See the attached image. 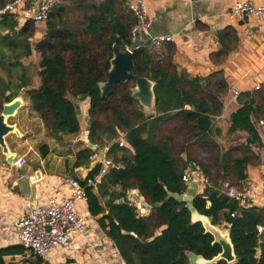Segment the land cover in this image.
Returning <instances> with one entry per match:
<instances>
[{"label": "trees", "instance_id": "1", "mask_svg": "<svg viewBox=\"0 0 264 264\" xmlns=\"http://www.w3.org/2000/svg\"><path fill=\"white\" fill-rule=\"evenodd\" d=\"M11 1L0 0V8ZM2 18V30L18 26L12 16ZM134 22L127 0L56 3L47 14L42 38L33 46L40 56V85L28 91L32 109L48 135L59 142L62 134H80L76 108L69 98L89 99L87 141L111 144L107 155L115 167L103 172V166L96 164L84 179H75L85 191L89 215L97 217L123 264H190L188 253L211 259L221 251L200 223H191L185 204L168 197L185 192L181 178L191 173V165L204 181L193 206L200 214L212 216L213 225H228L235 264H264V237L257 233V227L264 226V207H242L227 196L229 187L245 190L248 168L262 162L255 148L263 147L256 124H264V86L237 97L239 106L229 117L227 132H243L247 137L228 149L217 143L221 131L214 125L228 90L222 72L189 77L174 63L171 44L150 52L145 43L132 54L134 74L154 82V114H144L131 97L132 80L115 84L101 99L98 83L107 78L112 45L120 50L131 47ZM35 32L32 21L24 23L10 41L13 52L18 50L19 57L29 55L27 39ZM217 40L219 49L210 59L222 63L237 46L234 30L225 27ZM119 138L127 147H119ZM195 147L209 151V163L198 159ZM38 150L42 157L48 153L46 144ZM93 156L89 147L78 150L73 167L87 165ZM130 190H136L149 207L147 215H137L129 205ZM23 253L20 245L1 248L0 264L4 256ZM35 259L33 264L44 262Z\"/></svg>", "mask_w": 264, "mask_h": 264}, {"label": "crops", "instance_id": "2", "mask_svg": "<svg viewBox=\"0 0 264 264\" xmlns=\"http://www.w3.org/2000/svg\"><path fill=\"white\" fill-rule=\"evenodd\" d=\"M35 4L43 0H34ZM130 1V0H127ZM147 13L152 21L151 33L155 35H171L174 38L173 61L178 70L189 77L205 78L214 72L221 71L228 85V92L237 90L240 93L253 91L256 84L264 85V21L248 17H231L228 12L235 1L249 2L255 6L264 5V0H144ZM230 26L235 33L237 46L222 63H214L210 54L219 49L217 33ZM41 32L45 27H41ZM42 35V34H41ZM145 44V43H144ZM143 45V44H142ZM164 48V46H163ZM162 48V49H163ZM160 50V49H159ZM34 88H38L34 86ZM74 104L80 124V134L65 137L61 141L49 138L39 114L33 111L28 99L14 119L21 137L9 135L6 143L10 151L17 157H23L26 165L21 169L8 166L0 150V249L18 245L14 236V223L29 207L43 203L51 195L69 193L68 178L84 179L96 165L109 160V146L95 145L94 156L87 165L73 167L75 153L88 147L85 117L88 115L89 100L87 98H69ZM239 105L233 93L224 101L222 114L216 118L228 120ZM80 116L84 117L82 122ZM89 119V118H88ZM259 126L264 130V124ZM46 133V134H44ZM261 137V136H260ZM45 138L48 153L42 157L38 141ZM51 141V145L48 142ZM264 151V138L261 137ZM70 144V145H69ZM82 144V145H81ZM42 145V144H41ZM260 165L249 167L245 181L247 195L251 206L264 207V158ZM42 173V180L33 187L30 199H24L13 182L21 175L31 176L35 172ZM191 174V173H190ZM191 177V175H190ZM137 201L142 214L148 213L149 207L144 203L136 190L128 191V198ZM209 204V203H207ZM81 213L90 218L91 227L82 238L76 240L73 252L64 260L63 254L57 252L45 258L43 264H123L115 245L103 233L87 211V205L80 204ZM222 231L228 225H219ZM264 237V233L262 235ZM259 255V251L257 256ZM4 264H30L20 255L4 256Z\"/></svg>", "mask_w": 264, "mask_h": 264}, {"label": "built area", "instance_id": "3", "mask_svg": "<svg viewBox=\"0 0 264 264\" xmlns=\"http://www.w3.org/2000/svg\"><path fill=\"white\" fill-rule=\"evenodd\" d=\"M60 0H43L35 4L34 0H13L0 8V18L10 15L18 22L19 27L27 21L45 23L49 10ZM127 8L134 18V24L130 31L132 41L137 38H147L149 51L159 50L164 44L174 41L171 35H155L151 33L152 21L147 13V6L144 0L127 1ZM231 17H248L264 21V5L255 6L249 2L235 1L229 12ZM264 43V37H263ZM261 86L256 84L253 91L260 90ZM234 98L241 93L232 91ZM260 124H263L260 122ZM119 147H127L123 139H118ZM95 144H93V148ZM26 165L23 157H17L12 164L16 169ZM102 165V164H101ZM103 172L115 165L110 160H104ZM189 173L182 176L186 185L190 181ZM67 184L70 187L69 193L51 195L43 203H37L29 207L28 212L21 214L14 223V236L24 253L21 258L28 260L29 257L45 259L48 256L60 252L64 260L68 259L73 252L76 240L82 238L91 227L90 218L81 213L80 204H86L87 199L84 189L74 178H68ZM203 188V187H202ZM201 190V189H200ZM227 196L234 199L242 207L251 206L252 201L245 190L238 191L234 187L227 189ZM127 199L129 205L134 208L135 213L142 214L137 201L130 197ZM234 217V214H231ZM257 233H264V226L257 227ZM118 252V251H117ZM119 254V253H118Z\"/></svg>", "mask_w": 264, "mask_h": 264}, {"label": "water", "instance_id": "4", "mask_svg": "<svg viewBox=\"0 0 264 264\" xmlns=\"http://www.w3.org/2000/svg\"><path fill=\"white\" fill-rule=\"evenodd\" d=\"M39 24L45 23H35L34 25L38 26ZM146 42L147 38L145 37L137 38L133 41L131 47L126 48L125 50H120L116 44H113L107 78L104 82L98 83V88L100 91V98L104 99L110 94L115 84L126 83L132 80L134 86L130 88L131 97L142 107V111L145 114L152 115L155 113L154 82L145 77H137L134 74V62L132 56L133 50L140 48L142 44ZM23 106V100L21 98H16L12 102L3 105L0 113V150L2 156L5 158V163L8 166H12L14 159L16 158V153L10 151L6 143V137L10 134L21 137V133L16 125H9L7 123L6 117L14 116ZM87 146L90 149L93 148V144L91 143H88ZM190 172L191 178L186 184L185 192L183 194L169 193L168 197L173 198L179 203L185 204V207L190 212L191 223H200L203 227L204 233H208L212 236V244L218 245L221 251L211 259H205L202 256L188 253L189 262L190 264H216L222 260L227 264H235L236 255L230 239L229 229L222 231L218 226L212 224V216L200 214L193 206L195 197L201 192L200 177L195 165H191ZM41 180L42 173L39 171L31 176L21 175L13 182L12 188L17 187L20 195L28 200L33 195V187ZM122 202L123 199H120L119 203Z\"/></svg>", "mask_w": 264, "mask_h": 264}, {"label": "flooded vegetation", "instance_id": "5", "mask_svg": "<svg viewBox=\"0 0 264 264\" xmlns=\"http://www.w3.org/2000/svg\"><path fill=\"white\" fill-rule=\"evenodd\" d=\"M1 19L3 18L1 17L0 20ZM20 29L21 27H19V25L12 30H2L0 28V113L3 105L12 102L16 98H21L25 106L24 99L26 98L29 100L28 91L36 89L34 86H31L32 81L30 75L20 63L21 59L29 58L32 52H34V44L31 43V40L36 35V32L32 37L27 39L29 47L32 50L31 53L27 56L19 57L17 55L18 50L17 52H13L10 48V41L15 39ZM1 71L6 73L5 77L1 74ZM17 113L12 117H6V121L9 125H16L14 124V119L17 116Z\"/></svg>", "mask_w": 264, "mask_h": 264}, {"label": "rangeland", "instance_id": "6", "mask_svg": "<svg viewBox=\"0 0 264 264\" xmlns=\"http://www.w3.org/2000/svg\"><path fill=\"white\" fill-rule=\"evenodd\" d=\"M44 26L45 27V24H39L38 26L35 25V28H36V35L34 36V38L31 40V43L34 44V42H37L38 40H40L42 38V35H43V31L41 32V27ZM43 28V27H42ZM42 34V35H41ZM39 62H40V56L39 54L35 53V52H32L31 56L29 58H23L21 59L20 63L24 66L25 70L29 73L30 75V79L32 81V84L31 86H37L39 87L40 85V80H39V76H38V71H39ZM1 74L5 77L6 76V73H4V71H1ZM133 85L130 86L133 87ZM264 85L262 84L261 85V88L263 87ZM232 93L230 92H226V94L224 95L222 101H227V99H229L231 97ZM238 105V103H237ZM139 106V104H138ZM142 109L141 106H139ZM34 111V110H33ZM145 114V113H144ZM148 115V114H146ZM80 119L81 121L83 122L84 121V117L83 116H80ZM86 121V122H85ZM85 130H87L88 126H89V119H88V115L87 117H85ZM214 125L216 128H219L220 131H221V134L219 135V137L216 138V141L217 143L224 149H228L229 147H232V146H236L240 143H243L245 141V138L247 137L245 133L243 132H237L235 134H229L227 132L228 128H229V116H228V120L226 119H222V118H214ZM256 127L258 129V132L260 134L261 137L264 138V130L259 126V124H256ZM46 133V129L44 130ZM44 133V134H46ZM48 135V133H47ZM65 135V137H68V136H72V135H67V134H63ZM49 138H51V136L48 135L47 137V140H49ZM43 142H45V138H43L41 141L39 140L38 141V145L37 146H40L41 144H44ZM55 142L57 143L58 141L55 140ZM49 145H51V141L48 142ZM70 145V144H69ZM82 145V144H81ZM263 147L261 148H258L256 149L255 148V152L257 154H259L260 158H264V151L262 150ZM38 149V148H37ZM49 149V148H48ZM206 149H201L199 147H195L194 148V151L195 153L197 154L198 156V159L202 162H205V163H209L210 162V156H209V151H205ZM110 161L112 160L111 158H108ZM191 167V166H190ZM188 172V171H187ZM199 174V173H198ZM200 177V175H199ZM203 184H204V181L203 179L200 177V189L202 190V187H203ZM225 186H227V183L225 184ZM244 189H246V184L244 186ZM247 190V189H246ZM221 225H224V224H221ZM220 225V226H221ZM219 227V226H218ZM28 260L33 264V262L36 260L35 258L33 257H29ZM30 263V264H31Z\"/></svg>", "mask_w": 264, "mask_h": 264}]
</instances>
